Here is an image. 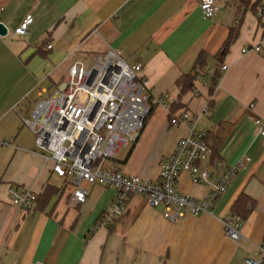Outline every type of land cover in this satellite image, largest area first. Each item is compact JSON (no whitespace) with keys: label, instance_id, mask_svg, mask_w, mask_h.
I'll list each match as a JSON object with an SVG mask.
<instances>
[{"label":"crops","instance_id":"crops-1","mask_svg":"<svg viewBox=\"0 0 264 264\" xmlns=\"http://www.w3.org/2000/svg\"><path fill=\"white\" fill-rule=\"evenodd\" d=\"M200 1L0 0V22L9 29L8 36H0L2 264H246L247 259L260 258L264 147L252 117L264 118V27L253 13L248 12L242 22L224 60L228 69L222 71L212 96L207 82L200 79V93L183 98L186 112L198 117L196 131L207 134L217 158L228 165L244 155L250 158L213 213L188 215L173 223L164 218L162 207L153 208L135 194L123 218L99 226L112 204L113 189L91 185L87 200L75 203L72 188L53 172L49 156L37 148L36 136L24 122L39 100L65 86L73 64L119 50L129 64H143L141 74L150 91L165 98L168 107L153 106L128 160L124 161L129 151L115 162L126 174L157 179L163 158L190 133L186 125L171 124L169 106L178 98L176 81L193 70L202 51L210 56L209 69L219 67L215 55L239 21L236 8L225 2L214 18H205ZM28 15L33 21L27 34H15ZM254 45L260 51L242 52ZM49 183L60 190L48 203L40 200L30 211L12 204L9 184L40 195ZM178 184L186 195H208L207 188L191 182L186 173ZM241 193L254 199L256 206L243 221L242 239L237 241L226 235L222 220Z\"/></svg>","mask_w":264,"mask_h":264},{"label":"built area","instance_id":"built-area-1","mask_svg":"<svg viewBox=\"0 0 264 264\" xmlns=\"http://www.w3.org/2000/svg\"><path fill=\"white\" fill-rule=\"evenodd\" d=\"M223 3L224 0H201L200 9L205 18L211 19L221 11ZM261 12L259 7V16ZM32 21L33 16L28 15L14 30L15 34H27ZM250 51H260V47L247 46L242 50ZM227 69V65L222 66V71ZM142 71L143 64H129L119 50L95 54L89 66L82 62L73 64L65 86L51 97L39 100L32 118L24 119L36 136L37 148L49 156L53 172L72 188L75 203L87 200L91 185L113 189L112 204L101 215L99 226L108 227L123 218L129 198L135 194L143 196L153 208L162 207L164 218L173 223L188 215L213 213L233 178L250 161L245 155L235 165H228L221 158L212 160L213 150L205 140L206 133L195 129L198 117L183 112L172 117L171 124L186 125L190 133L179 139L174 150L163 158L157 179L122 172L115 162L117 156L135 143L152 104L168 107L165 98L152 94ZM195 93L200 92L197 89ZM253 107L254 104L249 105L250 109ZM252 119L264 147V118ZM184 172L194 184L207 188L206 197L195 198L179 190ZM8 193L18 210L35 208L38 195L33 189L9 184ZM222 222L230 239H242L241 216L229 214ZM259 250L260 258L247 259L246 264H264V239Z\"/></svg>","mask_w":264,"mask_h":264},{"label":"trees","instance_id":"trees-1","mask_svg":"<svg viewBox=\"0 0 264 264\" xmlns=\"http://www.w3.org/2000/svg\"><path fill=\"white\" fill-rule=\"evenodd\" d=\"M224 2L225 4L232 5L233 7L236 8V12L239 16V21L238 23H235L233 26L230 27L229 37L227 38L226 42L224 43L218 54L215 55V58L217 59L220 65L219 67L214 68L213 70L209 69L208 67V61L210 59L209 54L206 51H202L199 54L196 63L193 67V70L190 73L181 75L176 81V87L178 89V98L176 101L170 103L169 109H170L171 118L176 116V114L179 115L182 114L183 112L188 111L186 109V105L183 102V98L188 94L195 92V90L198 88L199 85L198 81L200 79L207 82L206 87L208 88V94L212 96L214 90L218 85L220 78L222 77V66L224 65V60L227 54L229 53L230 48L238 39L242 22L244 21L245 16L247 15L248 12L253 13L258 19L259 25L264 27V0H225ZM259 7L262 8L261 16L258 15ZM45 44L46 42L44 41L43 43L40 44V46L43 47ZM154 105L155 104H152L151 111ZM148 116L145 119L144 126L148 119ZM140 133L135 143L137 142ZM205 140L207 141V134L205 135ZM134 144L130 148L128 155L124 161H127L128 158L130 157L134 149ZM216 158H217L216 151L213 150L212 160ZM59 190L60 188H58L57 186H54L51 183L47 184L43 193L38 195L36 204H38L40 200H43L45 203H48L51 197L56 195L59 192ZM255 206H256V202L254 199L247 196L245 193H241L234 202V204L232 205L230 214L239 215L244 221L252 213Z\"/></svg>","mask_w":264,"mask_h":264},{"label":"rangeland","instance_id":"rangeland-1","mask_svg":"<svg viewBox=\"0 0 264 264\" xmlns=\"http://www.w3.org/2000/svg\"><path fill=\"white\" fill-rule=\"evenodd\" d=\"M233 9L232 8H228L227 9V11L229 12V11H232ZM93 56V55H92ZM122 58L125 60V56H123L122 55ZM85 63V65L86 66H89L90 65V62H88V61H85L84 62ZM203 97L204 96H202L201 97V99H203ZM196 97H194L193 99H195ZM33 112V111H32ZM32 118V113H29V118ZM140 133V132H139ZM129 148H131V147H128V148H126V150L124 149L123 151H121V153L119 154V159L120 160H122L123 158H124V156L126 155V153L129 151ZM111 164V162H108V165H110ZM184 173H186V172H184ZM184 173H182V174H184ZM182 174H181V176H182ZM186 174H188V173H186ZM189 175V174H188ZM181 176H180V178H181ZM191 180V179H190ZM62 182V181H61ZM192 182V181H191ZM62 184V183H61Z\"/></svg>","mask_w":264,"mask_h":264},{"label":"water","instance_id":"water-1","mask_svg":"<svg viewBox=\"0 0 264 264\" xmlns=\"http://www.w3.org/2000/svg\"><path fill=\"white\" fill-rule=\"evenodd\" d=\"M8 30V27L3 22H0V36H6L8 34Z\"/></svg>","mask_w":264,"mask_h":264}]
</instances>
